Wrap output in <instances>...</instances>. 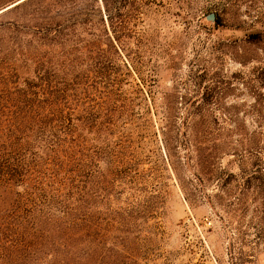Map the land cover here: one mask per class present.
Segmentation results:
<instances>
[{
  "label": "rangeland",
  "instance_id": "1",
  "mask_svg": "<svg viewBox=\"0 0 264 264\" xmlns=\"http://www.w3.org/2000/svg\"><path fill=\"white\" fill-rule=\"evenodd\" d=\"M70 65L94 264H264V0H0L1 129Z\"/></svg>",
  "mask_w": 264,
  "mask_h": 264
},
{
  "label": "trees",
  "instance_id": "2",
  "mask_svg": "<svg viewBox=\"0 0 264 264\" xmlns=\"http://www.w3.org/2000/svg\"><path fill=\"white\" fill-rule=\"evenodd\" d=\"M63 68V77L43 76L0 128V264L95 263L100 232L82 213L77 154L63 149L76 144L77 68Z\"/></svg>",
  "mask_w": 264,
  "mask_h": 264
},
{
  "label": "water",
  "instance_id": "3",
  "mask_svg": "<svg viewBox=\"0 0 264 264\" xmlns=\"http://www.w3.org/2000/svg\"><path fill=\"white\" fill-rule=\"evenodd\" d=\"M208 19L211 20V21H215V19H216L215 14H214V13L210 14V15L208 16Z\"/></svg>",
  "mask_w": 264,
  "mask_h": 264
}]
</instances>
